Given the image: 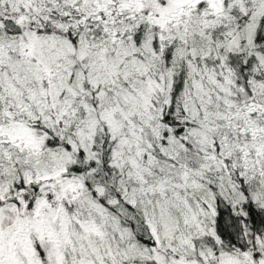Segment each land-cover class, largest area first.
<instances>
[{
  "label": "snow or ice",
  "instance_id": "6c2138e0",
  "mask_svg": "<svg viewBox=\"0 0 264 264\" xmlns=\"http://www.w3.org/2000/svg\"><path fill=\"white\" fill-rule=\"evenodd\" d=\"M0 264H264V0H0Z\"/></svg>",
  "mask_w": 264,
  "mask_h": 264
}]
</instances>
